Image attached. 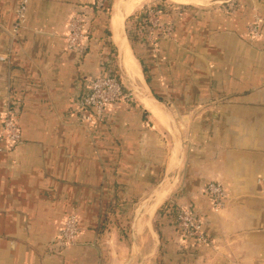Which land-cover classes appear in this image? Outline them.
Masks as SVG:
<instances>
[{
  "label": "crops",
  "instance_id": "obj_1",
  "mask_svg": "<svg viewBox=\"0 0 264 264\" xmlns=\"http://www.w3.org/2000/svg\"><path fill=\"white\" fill-rule=\"evenodd\" d=\"M19 4L0 0V134L8 94L22 134L0 152V264H264V0H112L103 10L31 0L14 33ZM152 5L171 37L141 18ZM78 11L89 20L83 56L67 45ZM135 13L146 23L132 45ZM256 15L262 32L250 42ZM127 44L161 100L121 99L87 121L82 97L108 67L123 72ZM210 181L227 190L219 209ZM171 202L192 209L212 243L183 238L161 212ZM70 214L80 235L61 247Z\"/></svg>",
  "mask_w": 264,
  "mask_h": 264
},
{
  "label": "built area",
  "instance_id": "obj_2",
  "mask_svg": "<svg viewBox=\"0 0 264 264\" xmlns=\"http://www.w3.org/2000/svg\"><path fill=\"white\" fill-rule=\"evenodd\" d=\"M31 0H20L17 10V21L13 26L17 33L25 18L27 6ZM112 0H94L95 7L103 10L108 8ZM235 8V7H232ZM145 18H148L152 32L161 31L166 36L172 34V26L161 21V9L156 6H148L145 9ZM88 17L83 12H75L69 20V32L67 45L80 56L85 55L89 38ZM261 19L256 15L249 28V35L257 38L261 32ZM130 98V94L123 85L119 72L112 65L107 71L92 79L89 90L82 97L80 107L85 112L87 121L105 119L104 112L107 107L121 99ZM17 102L8 94L3 99L2 130L0 134V152L6 148L18 145L22 140L21 130L18 124ZM205 191L211 196L214 209L224 205L227 195L226 188L219 182L210 181L205 186ZM175 224L181 236L195 243H212V239L206 234L202 219L196 213L182 205L177 204ZM80 235L78 217L75 214L68 215L62 222L61 234L58 245L66 247L78 241Z\"/></svg>",
  "mask_w": 264,
  "mask_h": 264
},
{
  "label": "bare ground",
  "instance_id": "obj_3",
  "mask_svg": "<svg viewBox=\"0 0 264 264\" xmlns=\"http://www.w3.org/2000/svg\"><path fill=\"white\" fill-rule=\"evenodd\" d=\"M180 2L181 0H175ZM136 7V4H132L130 9H128L126 11L125 15H129L131 14L133 11V8ZM113 24H114V36H115V41L117 42V44L119 45L120 48H123L124 46V39L123 37L119 35V30H120V23L119 21L115 22V18L113 20ZM122 70L124 73V76L126 78L127 81H129L130 83L133 84H138V83H142L144 81L143 75L141 73L140 70V65L138 60L136 59V57L133 55L131 48L129 47V45L127 44V46L124 49V53H123V62H122ZM146 85V84H145ZM146 87V86H145ZM140 89V88H138ZM142 101L144 102V104L154 112V114L156 116H160V109L159 107L154 104L153 102L147 100V99H142Z\"/></svg>",
  "mask_w": 264,
  "mask_h": 264
},
{
  "label": "trees",
  "instance_id": "obj_4",
  "mask_svg": "<svg viewBox=\"0 0 264 264\" xmlns=\"http://www.w3.org/2000/svg\"><path fill=\"white\" fill-rule=\"evenodd\" d=\"M108 7H110V4L108 5ZM144 14H145V12H144ZM144 14L142 13L141 18H143V17L145 18V15ZM136 18H137V14L136 13L130 17V22L132 21L131 27H132V24H133V26H134V32H132V31L129 30L130 25L128 24V36L130 38V41L132 42V45L134 43L138 42L140 39H142V36H141L139 30H140V27L143 26V25H145V23H146L145 21H143V20L141 21V19H138V18L136 19ZM133 48H134V46H133ZM114 51H115V55H116L117 52H116V50H114ZM140 61L142 62L141 59H140ZM142 66H143V71H144V73L147 76V68L145 67V65H144L143 62H142ZM146 80L149 83V78L148 77H146ZM157 98L161 100L160 97L157 96ZM176 210H177V204L174 203V202H171V203H166L163 206L161 212L163 214H166L168 216H172V217L175 218Z\"/></svg>",
  "mask_w": 264,
  "mask_h": 264
},
{
  "label": "rangeland",
  "instance_id": "obj_5",
  "mask_svg": "<svg viewBox=\"0 0 264 264\" xmlns=\"http://www.w3.org/2000/svg\"><path fill=\"white\" fill-rule=\"evenodd\" d=\"M161 1H159L158 3H157V5H161V4H159ZM148 6H146V8H147ZM141 11H143V10H141ZM161 21H162V19H161ZM131 23H132V21L129 23V25H130V28H129V30L130 31H132V32H134V26H133V24H132V27H131ZM162 23H164V24H167L168 25V23H166V22H164V21H162ZM253 23V21L252 22H250L249 23V25H248V40L250 41V42H255V41H257V39H259L260 38V35H261V32H260V35L257 37V38H252L250 35H249V28H250V26H251V24ZM157 32H159V31H157ZM161 32V31H160ZM155 33V32H154ZM163 33V32H162ZM164 34V33H163ZM165 35V34H164ZM173 34H168L167 35V37H171ZM119 74H120V76H121V78H122V81H123V85H124V87L126 88V91L130 94V97L131 98H136V97H139V95L140 94H146V93H148L149 92V90H148V84H147V82H146V80L144 79V81L142 82V83H138L137 85L136 84H133V83H130L129 81H127L126 80V78H125V76H124V74H123V72L121 71V69H119ZM146 84V85H145ZM130 85H136V86H134V88H132ZM146 86V87H145ZM138 88H140V89H138Z\"/></svg>",
  "mask_w": 264,
  "mask_h": 264
},
{
  "label": "water",
  "instance_id": "obj_6",
  "mask_svg": "<svg viewBox=\"0 0 264 264\" xmlns=\"http://www.w3.org/2000/svg\"><path fill=\"white\" fill-rule=\"evenodd\" d=\"M147 94H148L150 97H152V99H153L154 101H158V100H157V97H156L153 93L148 92Z\"/></svg>",
  "mask_w": 264,
  "mask_h": 264
}]
</instances>
